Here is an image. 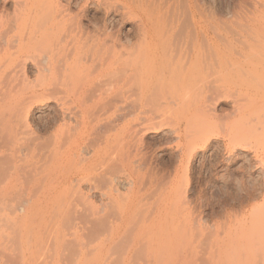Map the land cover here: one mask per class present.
Here are the masks:
<instances>
[{
	"label": "bare ground",
	"instance_id": "bare-ground-1",
	"mask_svg": "<svg viewBox=\"0 0 264 264\" xmlns=\"http://www.w3.org/2000/svg\"><path fill=\"white\" fill-rule=\"evenodd\" d=\"M206 2L0 0V117L6 116L0 120V136L7 138L0 142V155L14 163L2 195L15 194L27 175L31 177L28 188L36 192L15 208L30 228L25 230L30 237V246L24 251L28 256L19 263L8 260L0 264H63L68 246L78 251V264L101 259L103 264H196L201 259L192 254L198 246L194 243L187 244V255H176L183 240L173 233L190 225L184 215L194 208L183 201L181 189L185 163L198 154L199 145L196 149L190 137L193 132L179 127V160L168 173L153 165L146 143L139 139L142 145L137 146V130L100 126L101 115L137 112L131 104L132 109L124 112L126 108L120 104V98L134 99L132 91L125 89L126 81L139 76L140 99H145L147 62L153 55L166 58L165 40L173 35L189 38V45L201 37L211 48L207 44L209 24L213 35L224 39L230 35L233 56L226 52L224 58L219 57L221 63L264 73V0H223L220 13L209 10ZM128 22L132 25L125 26L123 37L120 28ZM170 22L180 27L168 26ZM218 24H228V29ZM135 37L137 48L124 63L123 50L117 52L116 48L133 45ZM107 45L110 54L103 51ZM216 53L221 52L216 49ZM198 64L199 59L192 64V72ZM30 67L38 71L35 81L27 74ZM118 70L123 73L121 78L103 81ZM44 105L37 112L46 131L54 136L52 141L28 130L23 134L18 122L24 113L28 122L34 107ZM238 138L239 134H233L230 140ZM262 154L257 168L264 166ZM259 179L249 180V184L242 179L241 206L245 209L250 204L260 210L262 216L253 222L258 238L249 234L242 242L233 238L218 242V248L206 253L207 264L229 257L231 264H264V199L253 204L264 198V181ZM158 195L163 198L155 199ZM249 214L243 215V223H248ZM107 219H113L108 231L92 242L101 221ZM69 222L72 226L65 227ZM232 227L228 221L226 231ZM46 246L50 252L40 256ZM113 255L117 256L112 260Z\"/></svg>",
	"mask_w": 264,
	"mask_h": 264
},
{
	"label": "rangeland",
	"instance_id": "rangeland-1",
	"mask_svg": "<svg viewBox=\"0 0 264 264\" xmlns=\"http://www.w3.org/2000/svg\"><path fill=\"white\" fill-rule=\"evenodd\" d=\"M205 5L213 12L218 9L220 13L223 0H207ZM129 25L131 26L132 22H128L120 28V34L123 37L126 32L125 26ZM218 25L221 27L220 24ZM221 28L228 29V24H224V27ZM133 40L135 41L133 45L127 44L124 47L119 45L116 48L117 52H119V48L123 50L124 63L139 43L137 37ZM237 47H239L238 43ZM103 51L110 54L112 49L107 45ZM122 69H125L124 65ZM119 71L116 75L105 76L103 81L113 82L117 78H121L123 73ZM240 71L242 72L238 75H244L245 78L249 74L251 84L219 81L210 90L200 82L199 91L201 94L191 101L180 102L168 95H157L154 102L148 105V108L152 109L150 112H135L132 115L129 113L118 114L115 117L101 115L104 117L101 128L120 125V129L125 131L129 128L137 130L139 132L137 146L142 145L140 140L143 144L146 143L147 149H145L147 154L149 153L148 157L150 156V160L152 159L153 165L156 168L168 170V173L173 172L172 170L179 160L180 152L177 149L179 129L188 128L193 132L190 137L196 149L199 147L198 154L190 160L189 164L188 161H186L187 164L185 163L184 167L187 168H183L186 171L181 175V189L182 197L186 199L182 200L189 201L194 208L192 206V212L184 215L190 225L176 229L173 233L179 234L183 240L182 248L176 254L180 257L187 255L188 243L198 245L192 253L194 257H201L196 264H207L206 253L209 254L214 247L218 248V242H223L227 238H233L238 242L245 240L249 234L258 238L257 226L253 222L259 220L262 214L257 207H252L253 205L243 206L245 209L241 207L244 197L242 179L244 178L247 184H249V180L259 178L261 182L264 181V166L255 167L264 153V107L262 101L264 87L259 84V80L262 79L260 69L241 68ZM27 74L30 80L35 81L38 71L35 67H30ZM225 91L230 97H226ZM48 104L53 105L54 102ZM124 107L126 108L124 112L132 109L129 104H124ZM44 108L45 105L35 106L31 115L28 116V122H25V113L18 119V122L21 124V130H25L23 134L31 132L41 136L43 140L52 141L54 136L46 131L44 123L40 120L42 116L37 112ZM134 108H139L141 111L143 105H135ZM46 113L47 111L44 116ZM161 115H164L165 118ZM5 118L6 116H1L0 120ZM160 122H163L164 126H160ZM23 123L27 124H25L26 128L25 126L23 128ZM233 134H239L238 141L230 140ZM6 139V137L0 136V142ZM197 139H199L198 142ZM2 153L0 152V154ZM18 162L23 165V160L19 159ZM13 170L14 163L0 155V261L11 260L19 263L28 256L24 254V251L28 250L30 246V237L26 236L25 230L29 231L30 228L27 229L28 225L24 223V219L20 218L22 213L15 211V208L31 199L36 192L28 188L31 177L27 175L24 185H19L15 194L4 197L2 190L7 184L9 173ZM157 198L160 199L163 196L158 195L155 199ZM263 199L261 196L260 199L254 200L253 204L262 203ZM246 208L249 210L246 211ZM247 214H249V218L246 224L243 223V217ZM111 221L113 222V219L101 221L99 233L91 239L92 242L103 237V231H108ZM228 221H231L233 227L226 231ZM72 224L73 222H69L65 227L72 226ZM124 241L128 242V239L125 238ZM49 252L50 247L46 246L40 251V256L47 255ZM64 253L63 264H78L79 254L73 247L68 246V250ZM116 256L113 255L111 259H115ZM103 262L104 260L101 259L100 262L94 260L88 264H103ZM214 264H231V257L217 259Z\"/></svg>",
	"mask_w": 264,
	"mask_h": 264
},
{
	"label": "crops",
	"instance_id": "crops-1",
	"mask_svg": "<svg viewBox=\"0 0 264 264\" xmlns=\"http://www.w3.org/2000/svg\"><path fill=\"white\" fill-rule=\"evenodd\" d=\"M218 13L219 10L216 9ZM168 26L179 28L180 25L176 23H168ZM206 31L208 33V39L213 45L211 48L204 44L201 37H198L196 43L190 44V39L180 38L178 36H171L166 41V58L160 55H153L147 62L148 75H147V97L140 99V82L137 78H130L126 81V88L132 91L133 98L130 101H122L120 98V104L143 105L142 112H150L151 108H148L150 103H153L157 95H168L173 99L180 102L191 101L201 94L200 82L206 85V89L212 90L216 83L222 81V83H244L251 84L249 74L245 78L244 75L240 76L241 69L232 68L228 64H223L219 60V57L224 58L225 53L232 54V49L229 41L230 35H226L227 39L221 38L212 32L211 26L208 24ZM200 31V25L198 26ZM200 35L203 37L202 33ZM196 47V50L193 47ZM216 49L220 51L224 56L216 53ZM199 59V64L194 72H192V64H195ZM146 67V68H147ZM239 70V71H238ZM262 72V71H261ZM126 76V75H125ZM262 79L259 80V84L264 87V73L262 72ZM260 76V78H261ZM257 81V80H256ZM102 87V85H101ZM109 89L110 86L105 87ZM208 91V90H207ZM264 107V92L262 96ZM147 107V108H146ZM139 113V108H134ZM155 117V116H154ZM161 117L165 118L164 115ZM193 134V133H192Z\"/></svg>",
	"mask_w": 264,
	"mask_h": 264
}]
</instances>
